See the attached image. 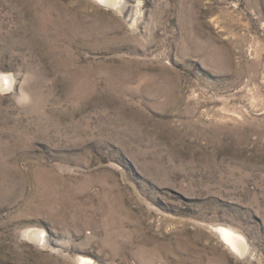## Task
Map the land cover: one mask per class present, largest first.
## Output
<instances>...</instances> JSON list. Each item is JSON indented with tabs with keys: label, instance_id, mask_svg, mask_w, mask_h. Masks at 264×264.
Listing matches in <instances>:
<instances>
[{
	"label": "rangeland",
	"instance_id": "obj_1",
	"mask_svg": "<svg viewBox=\"0 0 264 264\" xmlns=\"http://www.w3.org/2000/svg\"><path fill=\"white\" fill-rule=\"evenodd\" d=\"M125 2L0 0V264H264V0Z\"/></svg>",
	"mask_w": 264,
	"mask_h": 264
},
{
	"label": "bare ground",
	"instance_id": "obj_2",
	"mask_svg": "<svg viewBox=\"0 0 264 264\" xmlns=\"http://www.w3.org/2000/svg\"><path fill=\"white\" fill-rule=\"evenodd\" d=\"M99 1L107 7H112L113 9L117 10L119 13L126 14L129 18H131V16L133 17V14H135L137 17L139 13L137 6L136 8L135 6H133L132 8H128V6H126L125 0H99ZM136 19L137 18H135L134 23L137 21ZM0 85H2L4 88H8L10 85L9 77L7 76L0 77ZM216 233L221 238V240L228 246V249L230 248L232 252H234L241 258H246L247 241L242 234H240L238 231L234 230L233 228L227 226H220L216 228ZM32 238H33L32 240H34L37 244H42L45 241L44 235L41 232L33 233ZM80 263L90 264L91 261H88L86 259H81Z\"/></svg>",
	"mask_w": 264,
	"mask_h": 264
}]
</instances>
